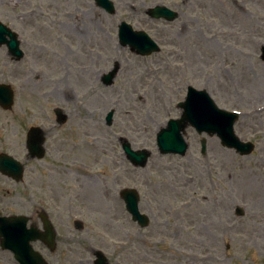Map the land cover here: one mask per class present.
Instances as JSON below:
<instances>
[{"label": "rangeland", "instance_id": "rangeland-1", "mask_svg": "<svg viewBox=\"0 0 264 264\" xmlns=\"http://www.w3.org/2000/svg\"><path fill=\"white\" fill-rule=\"evenodd\" d=\"M112 1L114 15L97 11L93 0H0V21L18 34L24 52L13 78L6 48H0V82L14 79L16 113L25 123L17 128L15 119L2 115L0 141L17 143L22 160L27 126L42 125L49 137L46 160L35 167L26 162L16 192L0 193V215H28V178L53 172L54 187L58 175L65 178V193L77 199L61 218L76 214L84 222L67 240L77 253L64 264H92L93 248L121 264H264V0ZM157 4L177 11L178 19L148 22L144 11ZM141 19L153 37L169 33L173 41L148 57L123 49L117 24ZM115 62L119 74L104 87L100 76ZM34 69L44 74L29 80ZM188 85L240 113L235 133L254 144L249 154L239 156L211 138L204 157L191 129L184 157L159 154L156 133L179 116L175 106ZM56 106L68 116L60 128L53 123ZM110 110L114 120L107 127ZM120 138L151 151L145 168L134 169L122 156ZM133 187L150 221L146 228L131 221L119 198L121 189ZM0 264L16 262L5 252Z\"/></svg>", "mask_w": 264, "mask_h": 264}, {"label": "water", "instance_id": "water-1", "mask_svg": "<svg viewBox=\"0 0 264 264\" xmlns=\"http://www.w3.org/2000/svg\"><path fill=\"white\" fill-rule=\"evenodd\" d=\"M110 11H113L111 6ZM155 11V10H154ZM153 11V12H154ZM159 10L154 13L157 14ZM173 19V16L170 17ZM129 27L123 24L120 30V41L122 45L130 44L133 50L140 55H148L152 52L158 51V47L146 36L141 35H131L129 32ZM5 36L10 38L9 41L6 40ZM6 42L9 49L20 57L22 54L18 50V43L15 40V35L11 33L8 29L0 24V44ZM264 53V46L262 48ZM113 74L107 76L106 83L110 81ZM184 112L181 119L176 121H170L168 129H163L158 134L157 143L160 150L163 153H178L183 154L186 150V145L181 143V145L175 142L174 133L177 128L182 130L187 123L195 126L199 132L206 131L209 135L217 134L219 135L224 145L236 149V151L242 155H247L251 152L252 146L249 143H241L236 136L233 134V124L237 119V115L229 113L218 109L213 101L208 97L205 91L196 92L189 89V95L186 102L180 105ZM111 115L107 117L108 124L111 123ZM203 152H204V141L202 142ZM123 150L126 155L130 158L131 162L137 166H145L150 153L146 150L139 152H133L130 149V145L124 142L122 145ZM39 151V157L42 156V149H37ZM4 160H0V169H10L14 168V163H6ZM16 165V163H15ZM19 173V172H18ZM123 198L127 204V209L133 215V218L137 220L141 226H146L148 219L144 215H140L137 209V195L132 190H126L123 193ZM240 214V210H238ZM25 225V219L21 217L14 218H0V231L4 228L7 229L3 232L8 236L9 241L13 244L15 249L21 247V243L26 242V238L22 235ZM18 227L19 230L16 231L15 228ZM25 249V248H24ZM18 261L20 264H40L38 257L34 256L28 249L18 252ZM44 264V263H41ZM97 264H105L103 261H99Z\"/></svg>", "mask_w": 264, "mask_h": 264}, {"label": "flooded vegetation", "instance_id": "flooded-vegetation-1", "mask_svg": "<svg viewBox=\"0 0 264 264\" xmlns=\"http://www.w3.org/2000/svg\"><path fill=\"white\" fill-rule=\"evenodd\" d=\"M13 135L14 131H13ZM7 141V139H5ZM18 144L14 143L12 140L10 143L4 145L0 142V154L6 153L10 156L15 157L16 159L19 158L18 156ZM32 160V159H31ZM29 160V161H31ZM49 176V174H48ZM52 177V176H51ZM51 177H48L47 181L45 182V188L43 189L42 183H35L34 179H30L28 182V196H30V199L28 197V202L31 204H35V201H41L37 203L36 209L33 211V214L30 218V225L34 227H38V229L43 230L42 223L39 219L40 211L47 210L49 212L50 221L53 226L54 231V247L53 249L50 248L46 243L44 242H35L33 244V248L41 253L43 257L45 256L50 263L52 264H63L65 260V255L69 252V254H75L73 244L70 243L68 245L67 240L73 239L75 235L77 234L76 229L74 228V223L72 227L70 226L67 221L60 219L59 217H54L52 211L57 210L58 207L63 205V200L65 198V195L61 192V183L64 181L59 175L56 177L58 184H60V189L57 187H54L55 182L54 179ZM16 183L13 182L11 179L4 177L0 175V188L3 185L6 186H12ZM50 184L52 186H50ZM69 200H72V198H69ZM32 207L36 205H31Z\"/></svg>", "mask_w": 264, "mask_h": 264}, {"label": "bare ground", "instance_id": "bare-ground-1", "mask_svg": "<svg viewBox=\"0 0 264 264\" xmlns=\"http://www.w3.org/2000/svg\"><path fill=\"white\" fill-rule=\"evenodd\" d=\"M84 16H85V17H88L87 13H84ZM212 44H215V43H212ZM257 171L259 172L258 169H257ZM255 173H257V172L253 171V174H255Z\"/></svg>", "mask_w": 264, "mask_h": 264}]
</instances>
